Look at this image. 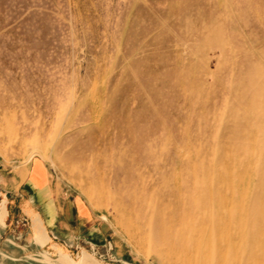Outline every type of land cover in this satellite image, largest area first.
Listing matches in <instances>:
<instances>
[{
  "label": "rangeland",
  "instance_id": "rangeland-1",
  "mask_svg": "<svg viewBox=\"0 0 264 264\" xmlns=\"http://www.w3.org/2000/svg\"><path fill=\"white\" fill-rule=\"evenodd\" d=\"M30 158L92 211L101 264H169L170 214L223 198L257 230L264 0H0V170Z\"/></svg>",
  "mask_w": 264,
  "mask_h": 264
},
{
  "label": "crops",
  "instance_id": "crops-1",
  "mask_svg": "<svg viewBox=\"0 0 264 264\" xmlns=\"http://www.w3.org/2000/svg\"><path fill=\"white\" fill-rule=\"evenodd\" d=\"M28 163L9 175L0 170V264H61L62 254L94 256L106 232L96 227L92 211L77 200L57 199L43 161Z\"/></svg>",
  "mask_w": 264,
  "mask_h": 264
},
{
  "label": "bare ground",
  "instance_id": "bare-ground-1",
  "mask_svg": "<svg viewBox=\"0 0 264 264\" xmlns=\"http://www.w3.org/2000/svg\"><path fill=\"white\" fill-rule=\"evenodd\" d=\"M238 193L235 191L234 196L238 197ZM218 203L219 206L213 208L210 214L203 212L197 221L192 220L190 214H181L179 209L171 213L175 221L174 226L178 230L172 239L167 238L169 246L166 252L161 254L162 258L169 264H264V255H257L249 247L242 245L248 242L253 247L255 242L259 241L264 247V236L259 239L257 236L264 233V225H261L263 222H260L261 226L257 230L248 228V220L245 217L249 215L245 212L249 213L250 208L227 207L229 202L225 198L220 199ZM222 204H227V215L223 212ZM189 209H192V206L188 207ZM247 253L249 258L245 261ZM81 256L80 261H74L71 256L62 254L59 263L101 264L88 253Z\"/></svg>",
  "mask_w": 264,
  "mask_h": 264
},
{
  "label": "flooded vegetation",
  "instance_id": "flooded-vegetation-1",
  "mask_svg": "<svg viewBox=\"0 0 264 264\" xmlns=\"http://www.w3.org/2000/svg\"><path fill=\"white\" fill-rule=\"evenodd\" d=\"M81 257H82V256H81ZM81 257L79 258V260H75L74 258H73V259H74V261H80Z\"/></svg>",
  "mask_w": 264,
  "mask_h": 264
}]
</instances>
